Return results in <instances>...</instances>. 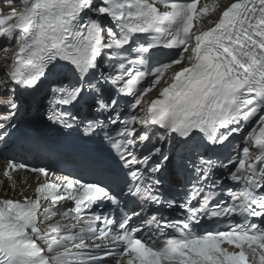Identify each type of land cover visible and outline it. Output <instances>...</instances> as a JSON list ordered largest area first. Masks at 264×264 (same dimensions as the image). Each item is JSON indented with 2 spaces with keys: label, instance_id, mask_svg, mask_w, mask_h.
<instances>
[{
  "label": "snow or ice",
  "instance_id": "obj_1",
  "mask_svg": "<svg viewBox=\"0 0 264 264\" xmlns=\"http://www.w3.org/2000/svg\"><path fill=\"white\" fill-rule=\"evenodd\" d=\"M198 4L23 0L0 13V51L17 46L3 73L12 93L0 98V143L16 127V90L64 71L47 119L71 128L69 109L90 102L105 118L89 120L85 136L102 132L119 159L92 179L8 159L0 191L7 181L14 195L0 196V264H264V223L253 222H264V0H232L193 31L210 11ZM235 135L222 159L206 155ZM173 152L192 173L180 203L165 199L161 175ZM21 170L43 178L32 195L16 191ZM165 203L180 210L176 218L158 214ZM205 218L229 220L228 230L205 227Z\"/></svg>",
  "mask_w": 264,
  "mask_h": 264
},
{
  "label": "bare ground",
  "instance_id": "obj_2",
  "mask_svg": "<svg viewBox=\"0 0 264 264\" xmlns=\"http://www.w3.org/2000/svg\"><path fill=\"white\" fill-rule=\"evenodd\" d=\"M17 1L18 0H11V2H6V0H0V11H2V9L8 4H10V6L7 7L8 9L17 7ZM4 166L5 164L0 162V180L4 179L2 176V170ZM13 175L16 184V191L20 192L21 189H26L27 191L24 192V195H32L31 189H34L35 184L43 181V178L38 177L37 174H28L19 171ZM9 183L10 182L7 181L4 182V190L0 191V196L12 197L14 195V193L8 189Z\"/></svg>",
  "mask_w": 264,
  "mask_h": 264
}]
</instances>
